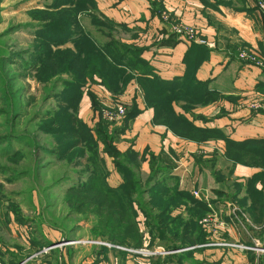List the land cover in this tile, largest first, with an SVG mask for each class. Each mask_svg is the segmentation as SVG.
<instances>
[{"label": "trees", "instance_id": "16d2710c", "mask_svg": "<svg viewBox=\"0 0 264 264\" xmlns=\"http://www.w3.org/2000/svg\"><path fill=\"white\" fill-rule=\"evenodd\" d=\"M257 1L254 0L255 3ZM88 2L91 3V6L87 4ZM82 6L84 7L83 11L80 10V3H78L74 8L43 15L46 20L45 29L55 30V22L63 19L66 34L59 36L63 39L62 43L75 36L78 40L75 41L74 49L60 48L55 51L47 49L45 53L48 56L43 64L40 67H35V64H32L36 68L39 81L45 82L47 73L55 65H64L65 67L62 68L66 71L72 70L76 76L80 77V82L74 84V93H77L80 88V94L72 97L77 101L74 106L76 111L81 103L84 88L88 83L97 84L102 90L109 92L111 96L109 104L102 103L97 93L90 89L87 90L92 109L97 113L98 120L91 127L80 116V126L82 127V131H80V178L84 183L80 194L85 199L81 203V210L86 217L90 216L93 219L96 216L91 228V237L94 238L93 240L110 242L133 249L163 247L165 251H176L195 246V249L185 250L178 254L179 257L193 259L195 253L201 252L203 248L217 246L210 244L222 241L215 238L218 234L216 228L209 229L202 223L203 218L208 213L210 214L212 209L207 202L195 198L188 191L180 190L177 184H167L169 179L167 177H172V175H170V171L166 176L162 174L165 173V167L160 156L150 154V174L147 179H144L142 164L146 160L145 154L136 152L132 147L126 151H121L117 147L116 143L121 139V135L141 113L136 100L132 102L131 106L125 107L126 112L119 125L107 121L102 115L104 107L111 108L109 110L117 108L116 103L118 101L116 98L124 93L131 81L135 80L143 94L146 107L154 109V124L165 125L177 136L196 142H204L214 136H220V134L217 135L195 126L189 118L176 113L174 109V103L184 111H189L194 106L207 105L215 99L214 96L208 94L204 82L196 77L200 61L204 57V53L208 51L209 41L205 45L192 42L195 56L192 66H188V74L186 70L184 79L166 81L157 76L149 61L143 57L146 48L128 44L114 35L113 31L116 24L98 11L96 0H86ZM152 7L162 19V12L164 11L162 2L152 0ZM91 10L96 11L92 12ZM79 12L80 15L81 12H84L85 16L90 17L96 32L106 38L104 42L99 43L96 37L92 39V31L89 32L84 27L82 22L84 15L79 18ZM221 27L223 28L220 25L219 30ZM229 44H233L235 48L244 46L241 42L230 43L228 40ZM53 53L55 55L50 57ZM10 57L11 54L10 56H1L2 63H6ZM18 113L17 115H19ZM67 135L75 136L76 139L64 142V149L58 150L57 153L61 157L67 156L69 150L79 145L78 134L72 128L63 134V136ZM222 137L224 136L222 135ZM225 139L227 158L236 163L263 166V169L256 173L246 185L247 199H251L250 207H246L247 199H244L242 204L239 201L237 203L241 207L240 209L243 208L242 210L250 215L253 223L259 224L262 221L264 223V189L259 191L256 187L257 182H264V139H251L244 142H233ZM106 155L111 158L115 170L122 177L118 186L109 182V168L104 157ZM197 162L201 168L205 167L202 159H197ZM217 177L224 180L223 176L218 175ZM88 186L91 188L87 189ZM232 187L234 192L232 190L226 197L231 202L243 189V186L236 182H233ZM215 193L219 199L222 198L220 197L223 194L222 191L216 190ZM144 195H148V198H145ZM175 209L178 210V214L174 213ZM141 215L146 218V222H141ZM230 218L235 222V226L239 224L242 226L239 217L237 219L231 214ZM17 219L22 221L23 218L18 214ZM145 225L150 240L145 239L146 235L140 232L142 226L145 227ZM258 232L259 239L264 245V226ZM42 237L32 239L33 249L40 250L44 246H49L47 245L48 238L46 240L45 236ZM223 242L231 243L232 241L224 240ZM246 243L247 246L254 245L251 238ZM198 245L200 247H196ZM216 248L220 250L233 249L221 245ZM97 250V257L102 256V258H107V254L111 251L116 253V258H127L128 254L133 257L143 256L132 252L127 253L113 247L109 248L105 245L97 246ZM248 252L253 263L257 259L258 264H264V256L257 255L253 250ZM146 258H149L150 262L152 261L151 264H168L166 258L172 257L151 255ZM23 259L9 258V262H6L4 258H0V262L2 264H20ZM52 259L58 261V258ZM48 264H53V261H49Z\"/></svg>", "mask_w": 264, "mask_h": 264}, {"label": "rangeland", "instance_id": "374dc122", "mask_svg": "<svg viewBox=\"0 0 264 264\" xmlns=\"http://www.w3.org/2000/svg\"><path fill=\"white\" fill-rule=\"evenodd\" d=\"M85 1L0 0V258L6 262H9V258H51L48 261H53V264H86L89 261L87 258L97 254V246L100 245L127 253L130 250H142L110 242H95L91 237L96 216L91 219L81 210V203L85 199L80 194L84 186L80 178V116L83 115L84 121L86 119L88 122L93 121V116L83 110L81 115L80 105L77 111L74 109L77 101L72 97L80 94V88L74 93V84L80 82V77L72 70L66 71L62 68L64 65H55L43 82L39 81L35 71V67H40L47 58V49H74L75 41L78 40L75 36L62 43L63 39L59 36L66 34L63 19L55 22V30L45 29L43 15L74 8L78 3L83 11L82 3ZM109 2L96 0L98 11L103 14L109 11ZM87 4L91 6L90 2ZM83 13H78L79 18H82ZM89 18L83 16L84 27L93 32L92 39L96 37L99 43L104 42L106 38L95 34L96 30ZM10 54L8 61L2 63L1 56ZM92 84L88 83L84 91L89 90ZM70 128L78 134L79 145L69 150L67 156L61 157L57 153L64 149V142L76 139L72 135L63 136ZM104 157L108 159L109 182L118 186L122 177L115 170L110 157ZM192 195L195 196L194 192ZM144 197L148 198V195ZM234 205L237 206L236 214L242 226H235L233 220L230 223L223 216L225 226L217 231L219 233L215 237L221 242L231 240L232 250L218 251L217 246H212L195 253L193 259L178 256L185 250L195 249L192 246L165 251L161 256L172 257L166 258L168 264H258L257 259L254 263L251 261L248 251L253 250L257 255L264 256V245L258 236V228L263 227L264 223L262 221L258 226L254 225L250 215L239 209L238 203ZM18 214L23 218L22 221L17 219ZM210 215L214 213H208L206 217ZM140 217L142 223L146 222L143 215ZM147 230L145 225L140 232L146 235L145 239L150 240ZM42 236L46 240L48 238L49 246L33 249L32 239ZM250 238L256 242L253 246H247L246 242ZM162 250L163 247L148 248L149 252ZM127 257L134 258L129 254ZM52 258H58V261ZM107 258L116 264V253L111 251ZM117 259L118 264H125L126 258ZM138 259L152 263L147 258Z\"/></svg>", "mask_w": 264, "mask_h": 264}, {"label": "crops", "instance_id": "0c3cea01", "mask_svg": "<svg viewBox=\"0 0 264 264\" xmlns=\"http://www.w3.org/2000/svg\"><path fill=\"white\" fill-rule=\"evenodd\" d=\"M160 1L164 7L162 14L169 13L175 20L198 28L209 41L208 51L200 61L196 77L204 82L208 94L215 99L207 105L194 106L189 111H184L174 103V109L176 113L189 118L195 126L220 136L196 142L177 136L165 125L154 124V109L146 107L143 94L133 80L124 93L116 98V105L125 108L136 100L141 113L121 135L117 147L121 151L132 147L136 152L145 154L146 160L142 164L144 179L150 174V154L160 156L165 167V173L162 174L166 176L170 171L172 175L167 177V184H177L180 190L191 194L198 190L200 197H194L207 202L211 213L217 216L216 229L219 231L225 226L223 216L232 222L230 205L237 204V201L242 204L247 199V182L263 169L262 165H246L227 158L225 138L233 142L264 139V109L255 110L250 106L253 103L264 104V11L254 0ZM109 3L110 9L104 14L116 24L114 35L126 43L146 48L143 57L149 61L159 78L166 81L184 79L195 56L192 43L171 32L170 25L152 7V0H110ZM218 25L223 28L219 30ZM228 40L230 43L241 42L244 46H229ZM89 89L97 93L102 103H110L109 92L97 84H92ZM87 90L83 93L80 113L82 115V110L90 113L93 121H85L93 126L98 116L91 108ZM105 110L104 107L103 114ZM122 120L114 121V124L119 125ZM197 159L204 161V168L200 167ZM218 175L223 176L224 180ZM233 182L240 183L243 189L235 197L237 200L231 202L226 197L232 190L234 192ZM256 187L262 191L264 182H257ZM216 190L223 192L221 199L216 195ZM250 204L249 198L246 207L249 208ZM174 213L178 214V210L175 209ZM141 249L129 252L141 254L144 256L142 258L161 255L159 251ZM93 256L87 258L89 261L86 264H114L111 259ZM129 258H126L125 264H149V261H140L139 257ZM49 259L24 258L20 264H48ZM114 260L118 264V259Z\"/></svg>", "mask_w": 264, "mask_h": 264}, {"label": "built area", "instance_id": "2783aa9c", "mask_svg": "<svg viewBox=\"0 0 264 264\" xmlns=\"http://www.w3.org/2000/svg\"><path fill=\"white\" fill-rule=\"evenodd\" d=\"M257 5L261 8L262 11H264V0H258ZM162 19L170 25L171 32L174 33L176 36L187 40L188 42L192 43L195 42L197 44H208V39L205 37L203 32L199 30L198 28L191 26L189 24H186L185 22L181 20H175L169 13H163L162 14ZM244 57L245 54H242ZM252 108L255 110L258 109H264V104L262 103H253L250 105ZM104 118L110 121H117L122 119V117L125 115V108L121 105L117 106L115 110H105L104 111ZM194 195L196 197H200V192L198 190L194 191ZM237 206L232 204L230 205V212L232 215H234L237 219L238 216L236 214V208ZM240 209V208H239ZM202 223L208 227L209 229L216 228V223H217V216L216 215H210L202 220ZM241 223V222H240ZM232 243L228 242H218V243H212L210 245H217V246H227L231 247ZM236 246V245H234ZM243 248H248V247H243ZM50 248H47L48 250ZM165 250L163 249L161 254H163Z\"/></svg>", "mask_w": 264, "mask_h": 264}, {"label": "water", "instance_id": "95a60500", "mask_svg": "<svg viewBox=\"0 0 264 264\" xmlns=\"http://www.w3.org/2000/svg\"><path fill=\"white\" fill-rule=\"evenodd\" d=\"M95 242H100V243H103V241H101V240H95ZM106 243V242H105Z\"/></svg>", "mask_w": 264, "mask_h": 264}]
</instances>
